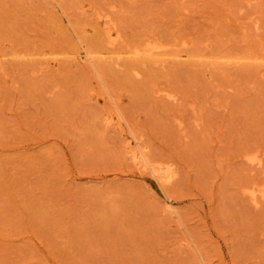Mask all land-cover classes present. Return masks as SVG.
<instances>
[{"label":"rangeland","instance_id":"rangeland-1","mask_svg":"<svg viewBox=\"0 0 264 264\" xmlns=\"http://www.w3.org/2000/svg\"><path fill=\"white\" fill-rule=\"evenodd\" d=\"M0 264H264V0H0Z\"/></svg>","mask_w":264,"mask_h":264},{"label":"bare ground","instance_id":"bare-ground-1","mask_svg":"<svg viewBox=\"0 0 264 264\" xmlns=\"http://www.w3.org/2000/svg\"><path fill=\"white\" fill-rule=\"evenodd\" d=\"M108 36H109V34H107ZM112 38V39H111ZM116 39V38H115ZM114 41L115 40H113V37H110L109 36V39H108V43L109 44H113L114 43ZM142 51V50H141ZM84 52H86V51H84ZM147 55H149V54H151V53H153V51H152V48H149L146 52H145ZM134 54H136V55H140V52H135ZM134 56V55H133ZM142 56V55H141ZM84 57H86L85 59H87V60H89V61H91V59H92V57L89 55V53H87L86 52V55L84 56ZM111 119V118H110ZM136 156V155H135ZM152 171V170H151Z\"/></svg>","mask_w":264,"mask_h":264}]
</instances>
